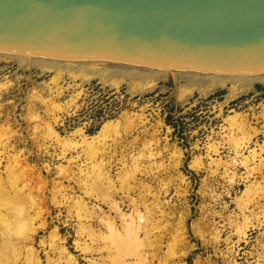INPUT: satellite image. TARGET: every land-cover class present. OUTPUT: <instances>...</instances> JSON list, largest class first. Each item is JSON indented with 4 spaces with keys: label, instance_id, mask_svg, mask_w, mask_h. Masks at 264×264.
I'll list each match as a JSON object with an SVG mask.
<instances>
[{
    "label": "rangeland",
    "instance_id": "374dc122",
    "mask_svg": "<svg viewBox=\"0 0 264 264\" xmlns=\"http://www.w3.org/2000/svg\"><path fill=\"white\" fill-rule=\"evenodd\" d=\"M24 59L0 53V84L5 82L0 87L2 239L9 232L22 245L12 234L20 218L11 221L23 208L35 218L31 228H37L33 247L39 264H54L45 255L49 251L52 257L54 228L74 256L72 264H92V258L100 263L101 255L107 258L105 249L80 247L102 248L107 240L101 236L109 232L104 217L118 226L119 212L130 213L128 198H133L141 202V212L151 208L153 230L143 239L146 257L131 256L128 263L264 264L261 75L219 73L211 76L225 83L210 86L206 72H179L173 81L168 72L150 77L157 68H125L128 73L121 75L116 67L100 71L106 72L103 78L95 74L98 66L89 70L45 59L28 65ZM235 111L244 114V122L225 120ZM109 121L112 126L99 134ZM95 134L100 151L91 157L81 138ZM234 135L243 147L238 155ZM98 161L108 175L102 180L104 192L95 175ZM76 200L90 211V235L78 230ZM235 224L243 225L245 233L238 235ZM182 228V242L174 243ZM5 254L23 263V252L16 255L9 248Z\"/></svg>",
    "mask_w": 264,
    "mask_h": 264
},
{
    "label": "water",
    "instance_id": "95a60500",
    "mask_svg": "<svg viewBox=\"0 0 264 264\" xmlns=\"http://www.w3.org/2000/svg\"><path fill=\"white\" fill-rule=\"evenodd\" d=\"M0 53L264 74V0H0Z\"/></svg>",
    "mask_w": 264,
    "mask_h": 264
},
{
    "label": "bare ground",
    "instance_id": "6f19581e",
    "mask_svg": "<svg viewBox=\"0 0 264 264\" xmlns=\"http://www.w3.org/2000/svg\"><path fill=\"white\" fill-rule=\"evenodd\" d=\"M1 54H3V53H1ZM7 55H13V54H7ZM18 56H20L23 59V61H25L24 58H26L27 59L26 62L28 63V65H33V62L37 61L36 59H40V60L45 59V60H52L53 62L58 63V64H60V63H64L66 65L67 64H79V65H82L84 67H87L89 70L90 69L91 70L96 69L98 66L97 69H99V70H97L95 72V74L100 73V71H111V69L117 70L116 67L120 68V70H118L117 72H119L121 75H124L126 73L125 68H131V69L133 68L135 71L140 70V69L154 70L153 67H147V66H115V65H108V64H101V63H85V62H80V61L52 59V58H45V57H32V56H27V55H18ZM49 64H50V62H49ZM102 67H109V68L108 69H102ZM113 67H115V68H113ZM156 71L157 72H154V71L150 72V74H149L150 77H152L153 75H157V73H159V72L170 73L169 70H165V69H158L157 68ZM148 72H149V70H148ZM179 72H190V71L178 70V71H176L175 76ZM196 72H198V71H193V73H196ZM206 73H207V75H210V77H211L210 78L211 80L209 82L210 86H215L218 84L220 85V84L225 83V80L217 79L218 77L215 78V77L211 76V75H214V76L218 75L219 73H211V72H206ZM58 74H62V73L58 71L57 75ZM98 75H100L101 77L104 78V76L106 75V72L100 73ZM258 75H261L260 78L264 79V74H258ZM51 79H52V77H51ZM258 79H259V77H258ZM197 80H198V78H197ZM192 81H193V79H192ZM208 81H209V79H208ZM198 82H200V81H198ZM4 83L0 84V87H2V85ZM182 97H183V94L179 91L177 94V98L180 99ZM237 119H241V122H244L245 121L244 114L242 112L235 111L234 113L229 114L225 118V120L234 121V122ZM109 122H110V124H108ZM109 122L107 124L104 123L99 134L103 133V130L107 129L109 127V125H111V121H109ZM46 128L48 129V132L50 134L55 133L53 131V128L50 125H49V127H46ZM98 137H99V135H96V134H95V136L93 135L89 138L86 136H82V138H81L82 142L81 143H84L86 145L85 148H87V150H88L87 151L89 153L88 156L91 155V157H92L93 155H95L94 157H96V154L98 153V150H99V148H98L99 144H95L96 142H94V141H95V139L99 140L100 137L99 138ZM237 137H238V135L237 136L234 135L235 144H236L235 145V153L238 155L240 153L241 148H243V147L241 146V143L239 141L240 138H237ZM100 143H101V141H100ZM241 156H242V163L248 165V163H249L248 157L243 156L242 154H241ZM100 162L96 163L94 166L96 168L95 175H96V180L100 183L101 189L104 192L105 187L102 184V180L108 179V175H106V172L103 171V169H104L102 167L103 162H102V164ZM250 186H252V185H250ZM248 191H250V189L245 190L243 193H245V192L247 193ZM254 191L256 192V189H254ZM128 199L130 200V202L132 204V211L130 213H126V214L123 212H119L118 219L120 221V224H118V226L112 217H110V216L104 217V220H105V222L109 228V232L107 234H103L101 236L102 239L107 240V242L103 246H100L102 248H99L98 246H96L95 248H91V247H88V245H84V246L80 247V249L82 251L98 252V251H101L102 249L106 250V257L107 258L105 259V258H103L105 256L101 255L100 258H102V262H100V263L98 262L97 259L92 258V260H91L92 264H107V260H108V263L111 262V264H131V263L127 262L128 257H131V256H133L134 258L138 257L141 260L146 257V252L143 248V246L145 244L143 239L144 238L149 239L152 236L151 234H152V230H153V224H152L153 216L151 214V208L146 209L143 213V212H141V210L139 208V202L140 201H135L133 198H128ZM111 205H112V207L116 208L118 211L121 209L118 207V205L115 201L111 202ZM75 214H76L77 218L79 219V223H78L79 229L78 230L81 231L82 233L84 232V233H87L88 235H90L92 228H91V225L88 224L87 222L90 219L91 214H90V211L87 210L85 204L81 200L75 201ZM110 218H112V219H110ZM18 219H19V221L14 226V230L12 231V234L13 235H19L20 243L22 245L17 246V244L14 243V241L11 239L9 232H7V237L5 240L2 239L0 236V247H1V250L4 252V255L0 253V264H8L9 263L8 261L14 260V258H10L9 254H5L9 248H11V250L14 251L16 255H20L22 252L24 253L22 264H39L40 263L39 251L33 247V236L36 234L37 228H31V224H32L31 222L35 218L30 215L29 211H24L23 208H20L16 212V214L14 215V219H12L11 222H15ZM7 221L8 220H6V222ZM25 225H28L29 228L26 227ZM42 225H44V223H42ZM234 226H235L236 233L238 235L245 233V227L243 225L235 224ZM182 231H183V228L178 232V239L176 238L177 236L174 238V240H175L174 243H177V242L181 243L182 242V239L180 238V235H182V233H181ZM142 235H143V238H141ZM57 240L59 241V240H61V238L59 237L57 230L54 228L53 231L51 232V239H50L51 243H49L50 250L53 251L51 253L52 257H50L49 251H46L45 252L46 259H49V260L52 259V261H54V264H72V263H74L75 262L74 256L70 255L69 252L67 251V249L64 245L63 239H62V241H59L58 243H56ZM41 244L43 246H45V244H47V242L45 240H41ZM147 244L149 246H152L151 241H149ZM47 246H48V244H47ZM77 246H80V244L77 243ZM55 250H56V252H55ZM56 253L59 254L57 257H55ZM184 254L185 253H183V255ZM183 255H180L179 257L182 258ZM136 260H138V259H136ZM14 261L16 264H18L16 260H14Z\"/></svg>",
    "mask_w": 264,
    "mask_h": 264
}]
</instances>
